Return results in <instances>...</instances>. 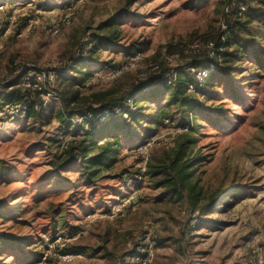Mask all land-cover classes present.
Here are the masks:
<instances>
[{
  "label": "rangeland",
  "instance_id": "obj_1",
  "mask_svg": "<svg viewBox=\"0 0 264 264\" xmlns=\"http://www.w3.org/2000/svg\"><path fill=\"white\" fill-rule=\"evenodd\" d=\"M226 20L223 0H0V161L7 167H0V210L6 213L0 217L6 238L0 264H135L130 255L146 237L155 246L152 264H264V69L253 54L238 60L231 77L220 74L193 95L206 109L196 112L195 131L181 126L177 107L170 108L174 119L154 124V103L139 97L147 119L133 125L134 137L113 129L123 147L102 170L103 180L88 184L79 166L57 172L53 164L91 126L83 111L99 105L96 94L124 93L157 75L155 64L164 71L190 60L204 65L205 44L222 35L227 40ZM107 21L115 22L125 48H106L100 58L124 63L129 57L123 50L130 49L140 59L117 80L107 78L106 70L84 86L73 82L71 90L84 99L64 107L56 70L68 68L93 34L109 31ZM257 45L264 57V43ZM26 71L55 75L41 85L39 117H16L1 104L5 85ZM233 87L238 98L226 94ZM160 100L167 105L169 97ZM209 108H221V121ZM183 143L190 145L186 162L198 157L200 163L192 178L198 198L189 186L179 196L167 192L147 175L150 164L169 163ZM221 190L213 210L210 200ZM33 255L39 258L33 261Z\"/></svg>",
  "mask_w": 264,
  "mask_h": 264
},
{
  "label": "trees",
  "instance_id": "obj_2",
  "mask_svg": "<svg viewBox=\"0 0 264 264\" xmlns=\"http://www.w3.org/2000/svg\"><path fill=\"white\" fill-rule=\"evenodd\" d=\"M196 1L201 4L204 0ZM252 2H255V5H251ZM236 3L237 0H231V15H226V25L228 30L225 31V34H228L227 40L223 42L221 38L224 37V35H222L218 43L215 42L216 47L214 58H210L207 52L203 55L207 61L204 65L198 64V60H191L189 63H186V66L174 67V69L177 70L175 81L171 85H168L166 75L171 69L165 71L160 70V66L155 64L159 66L158 69L154 70L159 72L157 75L154 74L145 77L141 81L136 82L127 88L124 93L118 95L121 90L116 92H111L110 90L96 94L95 102L98 101L99 105L97 107L88 105L84 107L85 111H83L84 116L87 117L91 126L56 155V160L53 163L56 171H64L73 166H79L82 180H87L88 184L103 180L104 176H101L102 170L111 167V165L119 158L118 154L123 147L122 140H120L118 135L113 132V129L126 132L131 137H134L137 130L133 129V125L141 124L147 119V116L143 112L146 109L139 97H143V100L149 97L154 103L149 106L152 111L151 116L149 117H152L154 124L159 126L163 125L166 119H174L170 112V108L177 107V110L182 114L183 119L185 120V122L180 123L181 126L188 128L191 127V129L195 131L196 128L194 125H191V122L196 118V112L203 113L206 109L201 107V103L196 101L193 98V95L201 92L207 84H214L215 77L220 74L231 77L238 68V60L243 56L253 54L257 63V68L264 69V57L261 55L262 53L257 45L264 43V8L258 5L262 3V1L248 0V8L243 15H238V7L236 6ZM257 21H262L263 25H259L260 27L256 29L252 24ZM106 26L109 27V31H106V33L102 35L98 33L93 34L89 47L82 49L77 57L74 56L71 58V63L68 65V68H65L64 70H56L60 82V88L57 87V89L60 90V93L62 94L64 107H69L70 104L75 101L84 99L83 96L81 98L79 97L80 93L78 92V89L71 90L70 87L73 85V82L84 86L89 79L98 75H95L96 72H103L106 70L111 71L127 64L128 60L124 63H117L100 58L101 52L106 48H125L119 44L121 31L117 29L115 22L107 21ZM243 32H246V34H242ZM123 51L128 52L126 54L127 57L136 54L130 49ZM221 59L226 62L225 67H222L221 61L219 62ZM212 62L216 65L215 69L211 71L209 77L202 85L195 84L197 82L189 69L207 67ZM66 71H69L71 75L67 76L65 74ZM124 75H126L125 71L114 80H117ZM18 77L20 78V75L17 76V79L12 80L5 85V88L1 93V104L5 106L8 104L25 102L27 103L26 116L39 117L44 109L43 100L41 99L43 91L38 89H27L23 91L22 88L18 86ZM191 84H195V92L189 91V86ZM113 93L116 95L107 99V96L112 95ZM226 94H230V96L236 98L239 97V92L234 87L230 91H227ZM165 96L169 97L167 105L160 100ZM117 109H120L119 113H116ZM105 110L110 111L111 114L104 118L102 115ZM208 110L213 111L214 109L209 108ZM123 113H127L128 117L124 118ZM213 113L218 122L221 121L224 114L221 111V108L214 110ZM63 115L64 113L61 112V117ZM149 129L150 127L146 128V130ZM188 134V131H186L182 135L188 136ZM152 136L153 135L148 138ZM188 148H190V145L183 143L180 145V149L177 151L176 156L169 163H162V165L150 164L149 169L147 170V175L153 180H156L157 185L166 187L167 192L179 196L182 193L181 189L185 186H189L188 189L190 194H194V197L198 198L199 192L195 191L196 182L192 183V178L195 166L197 167L200 163L197 159L198 157L186 162V155L189 152ZM0 167L2 169L5 167L4 163L1 161ZM3 174L5 173L2 172L1 175ZM224 191L225 190L219 191L218 194L210 200L209 204L211 209H217L218 202H220L222 198L221 193H224ZM5 216L6 213L0 210V217L2 218ZM3 239L6 238L0 235V248L3 246ZM16 243L30 245L28 241L19 242L17 240ZM69 250L74 254L84 252V250L80 249ZM32 257L33 261L39 258V256L34 257V255ZM30 260L31 259H23L22 264H32L33 262L30 263Z\"/></svg>",
  "mask_w": 264,
  "mask_h": 264
},
{
  "label": "built area",
  "instance_id": "obj_3",
  "mask_svg": "<svg viewBox=\"0 0 264 264\" xmlns=\"http://www.w3.org/2000/svg\"><path fill=\"white\" fill-rule=\"evenodd\" d=\"M224 1V12L226 15H231V11H232V4H231V0H223ZM248 0H237L236 6L238 7V15H243V13L247 10L248 8V4H247ZM224 28L227 29V25H224ZM206 47V52L208 53L210 58H214L215 57V43H213L212 41H208L205 44ZM193 52L197 53L200 51V47L199 45L195 44L192 47ZM140 59V55L136 54V55H131L129 56V60L127 62V64L121 66L120 68L111 70V71H107L105 74V76L108 77H112L115 78L117 76H119L122 72L125 71V67L128 68L129 65L131 64L130 62H133L135 60ZM191 61V60H190ZM215 63L212 62L210 63L207 67L204 68H190V73L194 75L195 77V81L198 85H202L204 83V81L209 77L211 71L213 69H215ZM159 66L155 65L154 69H158ZM176 72L177 70H175L174 68L171 69L167 75H166V79H167V84L171 85L174 81H175V77H176ZM55 77L54 73L52 72H40V73H35L33 74L32 71H26L21 75L20 78V86L22 87V89L25 91L27 89H32V90H43L41 85L44 82L49 83L53 78ZM50 84V83H49ZM195 84H191L189 86V91L190 92H195L196 88H195ZM50 93V92H49ZM47 93L46 97L49 98L51 95ZM49 95V96H48ZM10 105V107L13 109V114L16 117L19 118H24L26 117V110H27V103L25 102H21L18 104H8ZM120 109L116 110V113H119ZM111 112L108 110H105L103 112V117L105 118L106 116L110 115ZM124 118L128 117L127 113H123ZM143 244L140 246L139 250L135 251L134 253H132L130 255V260L135 263V264H152L155 260L156 254H155V246L153 241L150 240L149 237H146L145 239H143Z\"/></svg>",
  "mask_w": 264,
  "mask_h": 264
}]
</instances>
